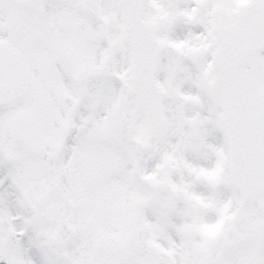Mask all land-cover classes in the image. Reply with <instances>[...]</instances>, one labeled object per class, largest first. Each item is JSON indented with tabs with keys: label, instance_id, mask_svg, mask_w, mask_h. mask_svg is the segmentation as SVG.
Here are the masks:
<instances>
[{
	"label": "snow or ice",
	"instance_id": "6c2138e0",
	"mask_svg": "<svg viewBox=\"0 0 264 264\" xmlns=\"http://www.w3.org/2000/svg\"><path fill=\"white\" fill-rule=\"evenodd\" d=\"M0 264H264V0H0Z\"/></svg>",
	"mask_w": 264,
	"mask_h": 264
}]
</instances>
